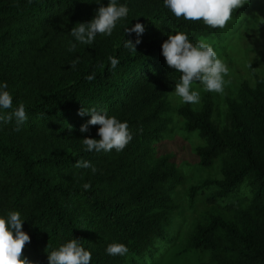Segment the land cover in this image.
<instances>
[{"label": "trees", "instance_id": "trees-1", "mask_svg": "<svg viewBox=\"0 0 264 264\" xmlns=\"http://www.w3.org/2000/svg\"><path fill=\"white\" fill-rule=\"evenodd\" d=\"M108 2L0 0V85L13 97L0 115L23 103L28 117L19 126L15 117L0 121V217L15 211L24 220L30 242L20 259L48 264V254L73 238L91 252L90 264H264V57L225 100L222 118L207 90L199 108L183 103L175 111L183 138L201 142L191 172L214 171L185 191L190 208L204 207L192 226L178 202L181 166L160 147L182 75L166 64L162 43L180 31L193 45L218 41L240 23L238 9L220 29L177 18L164 0H117L129 12L111 36L77 42L72 28ZM136 23L144 26L139 37L125 33ZM137 39L135 52L123 46ZM110 56L119 60L114 69ZM82 108L127 122L132 140L122 151H87L82 140H99L100 126L82 133L91 119L77 114ZM112 243L129 252L108 255Z\"/></svg>", "mask_w": 264, "mask_h": 264}, {"label": "clouds", "instance_id": "clouds-1", "mask_svg": "<svg viewBox=\"0 0 264 264\" xmlns=\"http://www.w3.org/2000/svg\"><path fill=\"white\" fill-rule=\"evenodd\" d=\"M244 0H164V5L177 17L183 16L185 20H202L205 25L211 28L223 29L229 20L232 19L233 11L243 6ZM129 8L125 5H118L117 0H109L107 6H100L95 17L88 23H79L74 26L70 34L81 44L93 43L97 34L111 36L117 21L127 17ZM144 32V26L136 23L132 28H126L125 33H136L139 37ZM141 41L137 39L124 41L123 46L135 52V46ZM75 44L71 48H75ZM161 54L166 64L181 73L180 83L175 85V95L181 98L183 103L196 104L200 101L198 91L191 90L194 82H199L209 92L221 93L224 90V77L229 74V68L222 59L217 57L213 47L201 38L193 45L185 32L169 34L168 38L161 45ZM111 67L114 69L119 60L114 57L108 58ZM77 61L72 62L75 67ZM250 68V65H248ZM88 81L95 79L94 75L86 77ZM7 89V84L0 85V109H11L13 97ZM80 116L90 115L91 119L82 125L80 131L87 132L89 125H99L97 135L99 140L85 138L82 140L87 151L108 152L113 149L122 151L132 140L127 122H120L115 116H109L106 110L82 108L78 113ZM15 117L19 126L27 120V113L23 103L12 112L0 115V121L10 122ZM77 168H91L95 173L97 169L88 161H76ZM90 184H84L83 188L88 190ZM22 220L19 212H10L7 217H0V264H29L20 259L26 242L30 237L22 231ZM108 255L124 256L129 249L124 244L112 243L106 248ZM92 254L85 250L81 241L70 239L58 250L48 254V264H90Z\"/></svg>", "mask_w": 264, "mask_h": 264}, {"label": "rangeland", "instance_id": "rangeland-1", "mask_svg": "<svg viewBox=\"0 0 264 264\" xmlns=\"http://www.w3.org/2000/svg\"><path fill=\"white\" fill-rule=\"evenodd\" d=\"M244 5L238 8V23L233 29H229L218 41L206 42L213 47L217 57L222 59L229 68V74L224 77L225 85L221 93L211 92L214 102L219 108V117L222 118L225 108V100L236 92L241 81L251 80L250 68L255 71L261 69L262 56L264 57V0H244ZM250 65V68L248 67ZM191 90L198 91L200 99L206 90L199 82H194ZM171 122L165 141L161 144V151L172 156L176 163L181 166L184 183L177 190L178 202L183 211V217L190 226L201 220L204 213L202 204H197L193 209L185 199V191L196 185L200 180L214 176L213 170L191 172L196 164L194 148L201 142L195 135L185 140L182 135V120L177 116L176 109L183 104L180 97L173 92L170 95ZM199 103L193 104L199 108Z\"/></svg>", "mask_w": 264, "mask_h": 264}]
</instances>
